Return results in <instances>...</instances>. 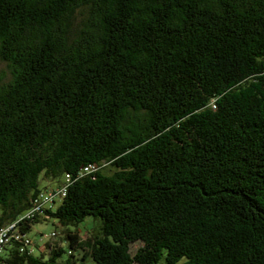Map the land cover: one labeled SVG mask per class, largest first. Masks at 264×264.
Returning <instances> with one entry per match:
<instances>
[{
  "label": "trees",
  "instance_id": "16d2710c",
  "mask_svg": "<svg viewBox=\"0 0 264 264\" xmlns=\"http://www.w3.org/2000/svg\"><path fill=\"white\" fill-rule=\"evenodd\" d=\"M0 59V227L65 188L0 264H264V0H0Z\"/></svg>",
  "mask_w": 264,
  "mask_h": 264
},
{
  "label": "rangeland",
  "instance_id": "374dc122",
  "mask_svg": "<svg viewBox=\"0 0 264 264\" xmlns=\"http://www.w3.org/2000/svg\"><path fill=\"white\" fill-rule=\"evenodd\" d=\"M8 73L6 63L3 62L0 59V81L5 78ZM46 182L41 179V185L44 186ZM100 219H96L93 216H87L82 222H80L78 225H70L69 228L71 229H78L82 234H84V237L86 238V234L92 233V232H98L100 230ZM64 229V226L60 225L58 221L55 218L51 219H44L38 223H36L32 230L30 231V237L34 241V246L36 243L40 244L39 247L44 249L46 246L45 244L48 241H52L54 245L60 246L63 243V238L57 236H51V233L53 231H58L61 233V231ZM62 234V233H61ZM43 238V240H41ZM36 242V243H35ZM140 245V243H134L131 246V250L134 252L136 248ZM65 247H67L66 244H64ZM39 251V250H37ZM182 261L176 263L181 264ZM156 264H169L166 262V260L163 258L160 261H158Z\"/></svg>",
  "mask_w": 264,
  "mask_h": 264
},
{
  "label": "built area",
  "instance_id": "2783aa9c",
  "mask_svg": "<svg viewBox=\"0 0 264 264\" xmlns=\"http://www.w3.org/2000/svg\"><path fill=\"white\" fill-rule=\"evenodd\" d=\"M96 166L93 164H90L86 166L84 169L86 171H90L95 169ZM65 194V188L58 189L57 191H49L46 193H41L38 198H36L33 207L19 216L15 221L0 227V257L3 255L5 248L12 240H21L26 245H32V239L28 237L27 235H24L20 231V225L25 221L26 219L33 218L36 214L42 213L43 208L45 207H52V204L55 201V198L57 195ZM56 232H52L51 236H56ZM43 238H41L42 240Z\"/></svg>",
  "mask_w": 264,
  "mask_h": 264
}]
</instances>
